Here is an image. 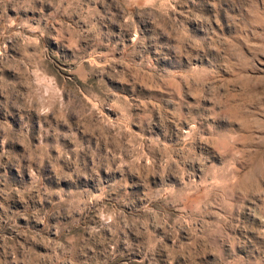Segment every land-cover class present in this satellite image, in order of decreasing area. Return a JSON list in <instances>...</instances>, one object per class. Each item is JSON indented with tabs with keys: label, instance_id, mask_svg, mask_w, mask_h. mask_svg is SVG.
I'll return each instance as SVG.
<instances>
[{
	"label": "rangeland",
	"instance_id": "1",
	"mask_svg": "<svg viewBox=\"0 0 264 264\" xmlns=\"http://www.w3.org/2000/svg\"><path fill=\"white\" fill-rule=\"evenodd\" d=\"M0 264H264V0H0Z\"/></svg>",
	"mask_w": 264,
	"mask_h": 264
}]
</instances>
